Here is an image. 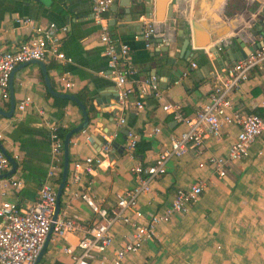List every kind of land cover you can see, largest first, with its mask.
Masks as SVG:
<instances>
[{
    "label": "crops",
    "instance_id": "obj_1",
    "mask_svg": "<svg viewBox=\"0 0 264 264\" xmlns=\"http://www.w3.org/2000/svg\"><path fill=\"white\" fill-rule=\"evenodd\" d=\"M128 3L141 11L130 21L113 24V13L109 10L106 14L109 29L130 47L131 62L136 67L132 77L143 80L155 75L158 94L147 93L141 109L133 101L129 103L125 128L139 135L134 157L124 152L121 129L113 139L109 166L95 167L92 173L81 171L79 181L74 182V161L97 155L117 122L113 110L117 90L113 80L101 73L107 72L106 59L99 38L100 26L92 20L91 1L0 0V49L16 48L37 24L54 22L68 26L66 32L60 33V41L62 51L72 62L52 60L44 64L53 89L75 94L87 110V127L70 139L68 175L58 214L84 227L97 219L86 202L79 196L72 197L73 194L88 193L98 204L114 207L121 192L135 184L131 167L136 163L142 166L153 163L158 153L170 149L171 137L186 128L162 106L181 103L184 113L191 115L207 100L213 83L212 71L235 61L228 52L216 56L209 48L220 41L221 45L234 43L232 51L243 50L248 55L254 50L251 45H264V0H169L173 16L163 14L162 21L156 19L154 0H114L118 12ZM25 18L31 20L28 25L17 21ZM147 18L158 23L166 40L160 42L161 36L157 35L149 48L135 37L140 35L143 19ZM237 37L244 41L243 47L236 43ZM186 39L190 53L181 57ZM166 42L170 45L168 52L162 50ZM57 71L67 73L74 83L71 89L55 84L53 72ZM25 96L31 101L19 113L16 105ZM230 97L234 109L259 113L258 104L264 99V62L251 69L248 78ZM11 98L15 106L13 114L8 116L3 112L9 110ZM59 99L62 98L49 93L38 63L19 64L13 69L8 98L0 97V143L5 153L16 161V169L10 176L18 178L21 186L6 187L0 192V203L14 201L21 209H28L36 200L50 165V127L55 125L68 132L82 122L78 105L69 99L66 103ZM238 131L237 124H227L219 137L205 138L199 151L188 149L180 156L171 155L165 173L153 179L150 190L137 198L136 209L142 215L137 217L128 209L125 213L129 222L111 227L113 243L104 255L112 256L113 250L128 239L133 225L145 224L149 215L162 211L177 188L201 182L202 193L188 211L160 223L156 228L157 238L142 245L140 256L129 254L126 264H264V132L250 146L247 157L227 166L225 176H218L206 163L210 155L225 156ZM10 170L11 164L3 173ZM84 236L89 235L83 230L56 239L50 234L37 264H72L62 248L70 246L78 253V242ZM89 264L100 261L89 259Z\"/></svg>",
    "mask_w": 264,
    "mask_h": 264
},
{
    "label": "built area",
    "instance_id": "obj_2",
    "mask_svg": "<svg viewBox=\"0 0 264 264\" xmlns=\"http://www.w3.org/2000/svg\"><path fill=\"white\" fill-rule=\"evenodd\" d=\"M90 1L92 20L101 29L99 38L106 59L107 72L102 71L101 73L113 80L117 90L113 105L117 122L116 129L102 143L97 155L74 161L72 173L74 182L79 181L81 171L92 173L95 167L101 168L103 164H106L105 167L109 166L111 162L108 158L113 150V139L121 129L125 128L129 103L133 101L135 107L141 109L147 93L154 91L158 94V79L155 75H149L143 80H136L132 77L136 73V67L131 62L130 47L123 38L115 36L109 29L106 14L114 0ZM17 21L22 25H28L31 22L28 18ZM142 26L140 35L135 37L143 40L147 48L152 46L153 38L157 35L161 36L162 41H166L155 20L143 19ZM67 29L66 24L58 26L54 22L40 23L34 26L31 35L16 48L0 49L1 98H8L10 76L17 65L32 60L43 63L52 60L60 63L72 62V58L61 49L60 33L66 32ZM218 45L221 47V41ZM263 62L264 45H261L244 58L219 70L214 69L211 73L213 83L207 93V100L199 105L191 115L184 113L181 103L163 105L162 109L171 113L172 118L183 123L186 128L171 137L170 149L158 153L153 163L147 166L136 163L131 167L135 184L130 189L121 192L114 207L108 208L98 204L88 193H74L72 197L79 196L96 216L97 220L86 227L74 219L59 215L56 220L52 221L56 189L63 162V139L58 136V127L52 125L49 131L50 165L38 189L36 200L28 209H21L14 201L4 200L0 203V264H34L52 223L51 234L54 239L62 238L68 232L75 230H83L86 235H89L79 240L78 253H75L70 246L62 248V251L71 257L72 264H89V259L95 258L99 259L100 264H126L129 254L140 256L142 245L157 238V226L160 223L169 222L174 216L184 215L190 205L200 197L203 184L195 182L188 187L177 188L173 199L162 211L149 215L145 224L133 225L128 239L113 250L111 257H107L104 251L113 243L111 227L117 223L127 224L129 222V217L125 213L128 209L132 210L137 217L142 215L136 209L137 198L140 194L150 190L153 179L165 173L166 162L171 155L180 156L188 149L199 151L204 139L209 135L219 137L223 126L235 123L239 126V131L225 156L210 155L206 163L218 176L223 177L228 165L248 156L250 146L264 132V99L258 104L259 113L246 112L233 108L230 94L248 78L253 67L260 66ZM192 67H195V63H192ZM53 80L58 87L71 89L74 86L66 72H53ZM30 101L31 98L25 96L17 103L16 110L22 113ZM1 137L0 135V139ZM138 141L139 135L128 129L123 149L130 158L134 157ZM199 165L203 166L204 163H199ZM9 168V158L0 148V174ZM8 186L18 189L21 181L14 176L0 178V192Z\"/></svg>",
    "mask_w": 264,
    "mask_h": 264
},
{
    "label": "water",
    "instance_id": "obj_3",
    "mask_svg": "<svg viewBox=\"0 0 264 264\" xmlns=\"http://www.w3.org/2000/svg\"><path fill=\"white\" fill-rule=\"evenodd\" d=\"M154 3H155V5H154L155 6V16H156V19L158 21H162L163 14L166 17H172L173 16L172 5H171V3H169V0H154ZM122 7H123L122 11L118 12L116 7H115L114 2L111 5L110 11L113 13V24H115L116 21H119L121 23L130 21L136 13L141 11L138 6H132L129 3L128 4H124ZM193 26H194L195 29L198 28L196 23ZM263 28H264V26H263ZM159 41L160 42H165V41H162L161 38L159 39ZM235 41H236V43H238L240 45V47H243L245 45L244 41H242V39L239 38V37H237L235 39ZM188 43H189V39H186L185 40L184 49H182L181 57H183V56L187 57L188 54L190 53L189 49L186 48ZM233 46H234V43H232V44H223V45H221V47H219L218 44H215V45H212L209 48L208 51L213 53V54H215L216 56H219V55H221V53L223 51H226V52H228L230 54V58H232V60H235V61L240 59V57L244 58L246 56L243 53V50H240L239 52L232 51L231 48ZM258 47H259V45H257V44L251 45L252 49H256ZM251 48H249V49H251ZM169 49H170V45H169L168 42H166L165 46L163 47L162 50L168 52ZM170 61H171V59H170ZM29 62H36V63H38L40 65V67H41V69L43 71V74H44V79H45L46 85H47L49 93L51 95H53L54 97L69 99V100L73 101L74 103H76L78 105V107L80 108V110L82 111V114H83L82 122L79 125L71 128L65 134V136L63 138V162H62V170H61L60 182L58 183L57 189H56L55 211H54V214L52 216V221H54V220H56V218H57V216L59 214V211H60L61 195L63 193L64 185L66 183L67 175H68L70 139H71L73 134L78 133V132L84 130L87 127V125L89 123V119H88L87 110H86L84 104L82 103V101L75 94H72V93H61V92H57L55 89H53V87L51 85V82H50V79H49L48 72L46 70V66H45V64L42 61L32 60V61H29ZM29 62H25V63H29ZM25 63H21V64H25ZM167 63H169V58L167 59ZM12 73H13V71H12ZM12 73H11V76H12ZM11 76H10V80H9V89H11ZM105 102H108V101H105ZM98 103H99V101H98ZM14 106H15L14 101L11 98L9 110L6 111V112H3V113L8 115V116L12 115L13 114V110H14ZM0 112H2L1 109H0ZM127 132H128V128L122 129L121 133L123 134L124 138L126 137ZM0 148L5 153L1 143H0ZM7 156L9 158V161H10V164H11V170L6 172V173L0 174V178H4V177H7V176H10L12 173H14V171L16 169V161L12 157H10L9 155H7ZM52 227H53V223L51 225L50 231L48 232V234L46 236L45 242L43 243V246L40 249V251H39V253H38L37 257H36V260H35L34 264H37V262L40 259V256H41V254H42V252H43V250L45 248L46 242H47V240H48V238H49V236L51 234Z\"/></svg>",
    "mask_w": 264,
    "mask_h": 264
},
{
    "label": "trees",
    "instance_id": "obj_4",
    "mask_svg": "<svg viewBox=\"0 0 264 264\" xmlns=\"http://www.w3.org/2000/svg\"><path fill=\"white\" fill-rule=\"evenodd\" d=\"M60 101H62V103H66V102H68V99H64V98H62V99H59ZM57 133H58V136L61 138V139H63L64 138V136H65V134L67 133V130H65V129H57Z\"/></svg>",
    "mask_w": 264,
    "mask_h": 264
}]
</instances>
